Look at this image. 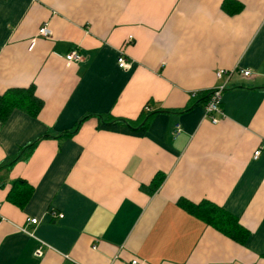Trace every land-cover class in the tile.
Wrapping results in <instances>:
<instances>
[{
  "label": "crops",
  "instance_id": "0c3cea01",
  "mask_svg": "<svg viewBox=\"0 0 264 264\" xmlns=\"http://www.w3.org/2000/svg\"><path fill=\"white\" fill-rule=\"evenodd\" d=\"M218 69L236 72L212 123L199 100ZM30 86L35 115L0 122V264H264V0H0V94ZM146 104L143 135L98 128L94 115ZM17 179L32 187L22 207L7 199ZM181 199L221 206L246 236Z\"/></svg>",
  "mask_w": 264,
  "mask_h": 264
},
{
  "label": "trees",
  "instance_id": "16d2710c",
  "mask_svg": "<svg viewBox=\"0 0 264 264\" xmlns=\"http://www.w3.org/2000/svg\"><path fill=\"white\" fill-rule=\"evenodd\" d=\"M207 97L208 94L206 97L202 96L199 102L205 103ZM41 105V99L34 95L33 86L28 88L9 89L3 94H0V122L5 121L14 108H19L31 115H35ZM152 114H154V111H145L143 109L136 119L118 117L110 114L94 116H97L98 118V128L131 135H143ZM86 118V116L82 117L70 130L64 131L63 135L73 134ZM33 145L34 144H32L30 148ZM159 180L160 176L153 181L154 187L157 186ZM31 193L32 187L27 186L24 180L17 179L12 184L7 194V199L19 207H22L28 201ZM178 204L188 213L236 241H242L243 237L247 234L238 223L237 217L226 212L221 206H218L211 201L202 200L198 203H194L181 199L178 201Z\"/></svg>",
  "mask_w": 264,
  "mask_h": 264
},
{
  "label": "built area",
  "instance_id": "2783aa9c",
  "mask_svg": "<svg viewBox=\"0 0 264 264\" xmlns=\"http://www.w3.org/2000/svg\"><path fill=\"white\" fill-rule=\"evenodd\" d=\"M37 34L43 37H50L51 36V30L48 27L47 22L46 23H42V25L39 26ZM129 40H132V36H129L128 38ZM128 40V41H129ZM66 60L71 62V61H79L81 60V55L76 51V50H71L69 51L66 56H65ZM117 63L119 67H126L127 66V60L126 57L124 56V51L122 49H120V54L117 58ZM236 72L235 69H231V70H226V69H218L216 71V77L218 79L225 77V81L216 86L215 88H212L209 93H208V97L205 101V103L203 104V110L205 115L210 119V121L212 123H217L219 121V117L224 118V112L222 110L221 107V99H222V91L225 88V84L227 82V80L229 79V77L234 74ZM241 75L243 76H248L250 75V71L249 70H243L240 71ZM196 93L192 92L191 96H195ZM144 110L145 111H150L151 107L149 105H145L144 106ZM179 129L177 128L175 130V133H178ZM259 154V150H256L254 152V157H257V155ZM50 214L52 216H58V217H62V213H57L54 210L50 211ZM3 217L0 214V219H2ZM38 219L35 217H28L26 219L27 223H37ZM23 231H25V229H21ZM27 232V231H25ZM42 245H44L43 242H40V245L37 249V255H41L42 254ZM130 264H140L137 260H132Z\"/></svg>",
  "mask_w": 264,
  "mask_h": 264
},
{
  "label": "water",
  "instance_id": "95a60500",
  "mask_svg": "<svg viewBox=\"0 0 264 264\" xmlns=\"http://www.w3.org/2000/svg\"><path fill=\"white\" fill-rule=\"evenodd\" d=\"M31 145V143L30 144H28L27 146H30Z\"/></svg>",
  "mask_w": 264,
  "mask_h": 264
}]
</instances>
